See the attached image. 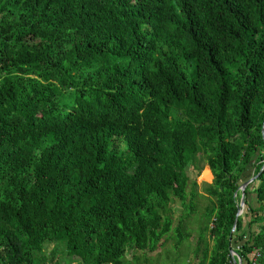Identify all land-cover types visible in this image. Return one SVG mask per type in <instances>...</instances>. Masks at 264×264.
I'll use <instances>...</instances> for the list:
<instances>
[{
    "label": "trees",
    "instance_id": "16d2710c",
    "mask_svg": "<svg viewBox=\"0 0 264 264\" xmlns=\"http://www.w3.org/2000/svg\"><path fill=\"white\" fill-rule=\"evenodd\" d=\"M262 218L264 0H0V264H264Z\"/></svg>",
    "mask_w": 264,
    "mask_h": 264
},
{
    "label": "rangeland",
    "instance_id": "374dc122",
    "mask_svg": "<svg viewBox=\"0 0 264 264\" xmlns=\"http://www.w3.org/2000/svg\"><path fill=\"white\" fill-rule=\"evenodd\" d=\"M188 175L190 177V186L189 191H191V187L193 182L196 181L197 186L196 190L199 193L196 202V211L193 214L194 223L191 224L193 226V237L190 240L191 248H193L198 240V227H199V220L202 212L204 211L205 205L208 203V200L205 198L208 193L206 192L205 185L206 183L213 182V175L212 172L206 163L204 158H201L200 161L195 165H190L188 168ZM254 175V171L252 170V174ZM245 178H249L248 176ZM253 182L250 183L247 187H251ZM252 203L253 206H260L256 201V197L252 196ZM245 206L243 207V212ZM176 209V216L180 215L183 212V206L177 204L175 207ZM262 212L259 213L261 215ZM262 223H264V218H262ZM163 240H161L162 242ZM158 243L156 251L154 253L148 254L147 258L149 259V264H196L198 262V258H195L192 254L191 249L184 250L180 252L179 250L174 248L173 240L169 239L164 241L162 244ZM59 242H53L51 245L45 246L44 249V256L45 261L42 264H79L78 260L76 259H69L65 257L63 254V245L59 244ZM54 244V245H52ZM57 244V246H56ZM140 253L129 251L127 253V258L132 259L134 255H139ZM40 255V254H36ZM253 256V253H252Z\"/></svg>",
    "mask_w": 264,
    "mask_h": 264
},
{
    "label": "water",
    "instance_id": "95a60500",
    "mask_svg": "<svg viewBox=\"0 0 264 264\" xmlns=\"http://www.w3.org/2000/svg\"><path fill=\"white\" fill-rule=\"evenodd\" d=\"M209 168H210V166H209ZM210 170H211V168H210ZM262 170H263V168H262ZM248 174H249V176H248L249 178L246 179L245 181H243L242 184H241V187H240L242 194H241L240 210L238 212V215H241L243 213V207L245 206V195H246L247 186L250 183L254 182L258 178V175H259V173L255 174V175H251L252 174V170H249ZM212 175H213V173H212ZM213 178H214V175H213ZM234 253L236 255L235 251H234ZM234 264H242L241 259L239 257L234 259Z\"/></svg>",
    "mask_w": 264,
    "mask_h": 264
},
{
    "label": "built area",
    "instance_id": "2783aa9c",
    "mask_svg": "<svg viewBox=\"0 0 264 264\" xmlns=\"http://www.w3.org/2000/svg\"><path fill=\"white\" fill-rule=\"evenodd\" d=\"M256 255H259L258 250H255V251L253 252V256H256Z\"/></svg>",
    "mask_w": 264,
    "mask_h": 264
},
{
    "label": "clouds",
    "instance_id": "9594fccd",
    "mask_svg": "<svg viewBox=\"0 0 264 264\" xmlns=\"http://www.w3.org/2000/svg\"><path fill=\"white\" fill-rule=\"evenodd\" d=\"M209 166V165H208ZM212 172V171H211ZM233 255H235L234 251H232ZM237 254V253H236Z\"/></svg>",
    "mask_w": 264,
    "mask_h": 264
}]
</instances>
